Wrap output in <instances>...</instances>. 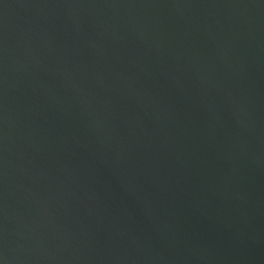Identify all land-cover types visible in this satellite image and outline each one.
<instances>
[{"label": "water", "instance_id": "95a60500", "mask_svg": "<svg viewBox=\"0 0 264 264\" xmlns=\"http://www.w3.org/2000/svg\"><path fill=\"white\" fill-rule=\"evenodd\" d=\"M0 264H264V0H0Z\"/></svg>", "mask_w": 264, "mask_h": 264}]
</instances>
